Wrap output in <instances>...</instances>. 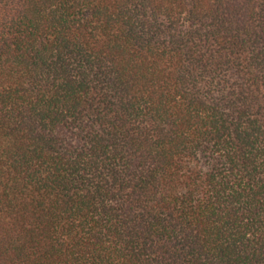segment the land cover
I'll return each mask as SVG.
<instances>
[{"label": "trees", "instance_id": "1", "mask_svg": "<svg viewBox=\"0 0 264 264\" xmlns=\"http://www.w3.org/2000/svg\"><path fill=\"white\" fill-rule=\"evenodd\" d=\"M0 264H264V0H0Z\"/></svg>", "mask_w": 264, "mask_h": 264}]
</instances>
